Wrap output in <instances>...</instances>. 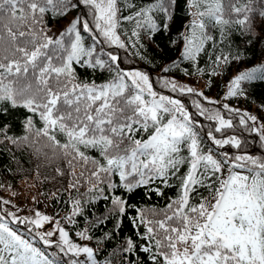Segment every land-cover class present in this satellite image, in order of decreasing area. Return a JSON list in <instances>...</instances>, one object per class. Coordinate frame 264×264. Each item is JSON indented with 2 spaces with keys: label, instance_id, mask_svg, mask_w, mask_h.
Segmentation results:
<instances>
[{
  "label": "snow or ice",
  "instance_id": "6c2138e0",
  "mask_svg": "<svg viewBox=\"0 0 264 264\" xmlns=\"http://www.w3.org/2000/svg\"><path fill=\"white\" fill-rule=\"evenodd\" d=\"M185 2L191 17L182 36L186 60L195 61L213 40L209 25L220 26L221 35L224 26L233 23L251 32L253 13L264 19V0ZM124 4L136 7L128 0ZM176 5L177 0H152L134 14L121 16L118 0H0V114L10 109L27 113L24 135L9 136L5 124L0 126V143L28 147L49 160L66 162L67 169L57 167L56 172L64 176L67 171L68 189L77 194L71 198V213L64 218L69 223H75L73 218L81 214L83 204L105 200L110 206L95 218L94 226L115 219L119 229L133 209L136 214L129 217L130 222L144 241L138 250L147 254L151 264H264V156L224 152L217 159L213 148L204 151L198 121L179 99L154 90L146 72L121 68L119 56L108 52L107 59H102L97 52L105 43L126 48L118 31L122 20H134L136 28H146L149 35L168 30ZM81 7L86 11L59 33L45 19L67 17ZM85 34L91 45L86 44ZM132 35L138 38L139 32ZM221 61L227 63V57H217ZM177 66L174 61L163 71ZM77 67L109 76L100 82L82 79ZM256 73L264 79V66L237 75L227 95H236L241 82L257 78ZM163 85L172 92H195L168 79ZM206 111L200 108L199 115ZM208 119L218 121L215 132L232 127L219 111ZM256 120L245 114L240 123ZM254 130L264 141V125ZM205 135L219 148L241 145L234 136L218 139L212 131ZM181 168L186 169L184 173ZM173 178L179 181L177 196L163 207H137L125 198L141 188L149 199L151 193L163 196L160 187L149 185L159 182L173 187L169 183ZM10 203L0 199V264H61L58 254L73 257L63 264H85L78 259L82 254L88 264H112L111 259L99 261L93 247L74 242L59 221H55L56 231L41 232L52 217L40 211L20 217L2 206ZM14 224L26 226L27 238L14 230ZM57 233L58 239L53 240ZM76 236L93 239L87 228ZM111 236L105 233L97 244ZM137 247L129 237L113 255L135 254ZM52 248L56 251L49 253Z\"/></svg>",
  "mask_w": 264,
  "mask_h": 264
},
{
  "label": "trees",
  "instance_id": "16d2710c",
  "mask_svg": "<svg viewBox=\"0 0 264 264\" xmlns=\"http://www.w3.org/2000/svg\"><path fill=\"white\" fill-rule=\"evenodd\" d=\"M152 0H128V3L136 5L135 8L127 7L124 0H118L121 7V16H129L134 14L140 7L146 6ZM253 7H258L253 4ZM86 11L85 8H77L72 10L67 17H57L55 19L46 17L48 25L53 31L59 33L68 23L78 15H82ZM157 23L161 22L160 14H154ZM90 19L91 17H86ZM191 17L188 15V8L185 0H177L174 8L173 20L169 24L168 30L161 29L149 35L146 28H136L134 20H122L118 31L121 39L125 42L126 48L117 46H109L106 43L97 47V52L102 53V59H107V53L111 52L119 56L120 67L128 70L137 67L145 71L153 81V85L160 91H166L162 82V78H187L200 77L203 79L202 92L204 94L222 95L225 92L226 84L241 72L248 71L254 67L264 66V19L253 13V30L251 32L243 30L239 25L230 24L224 26L223 35H221V27L208 26L209 34L213 40L208 41L202 52L199 53L195 61L182 58L183 47L185 41L182 36L186 32L185 25ZM207 23V22H206ZM133 31L139 32V37L132 35ZM86 44L91 45L92 40L85 34ZM135 44V47L132 45ZM217 57H227V63L223 61L217 62ZM178 62L177 67H173L171 71L164 72L163 69L169 67L173 62ZM77 73L82 79H95L97 82L108 78L106 72H96L93 74L91 70H85L77 67ZM260 73H256V77L250 81L241 82V87L236 95L225 97L224 107L222 103L217 105L221 115L231 120L232 127L225 128L221 132H215L214 129L219 126L218 121L208 119V116L196 115L194 119L198 121L197 129L201 137V147L204 151L213 148L217 159H221V154L228 152L230 155L250 154L255 156H264V141L260 139V133L255 131L257 125H264V79H260ZM191 78H189L190 80ZM187 105L192 103L195 92H172ZM232 107H238L237 111L231 110ZM245 114L255 116L256 122L247 121L241 124L240 119ZM27 113L22 109H10L9 113L0 114V126L8 125V135L19 137L24 135L23 120ZM245 119L247 117L245 116ZM212 131L218 139L236 137L241 141L239 149L231 145H225L222 148L211 144L209 137L205 134ZM66 170L67 164L63 160H49L43 155H37L28 147L17 148V146L5 141L0 143V190L16 189L18 184L23 180L34 179L38 186V193L47 199L51 212L63 220L72 211L71 198L77 194L75 191L68 189L70 177L65 171L64 176H60L56 172V168ZM185 168H181V173L185 172ZM80 169L77 168V173ZM173 187H165L163 184L149 185V187H160L164 192L163 196H157L154 193L149 194V199L145 195L146 189H137L131 195H126V199L137 207L149 208L152 206L163 207L170 198L177 196V186L179 181L175 178L169 181ZM67 189V190H66ZM81 192L84 189H80ZM201 192L204 190L201 189ZM122 195V191L117 192ZM207 193H205L206 195ZM110 206L108 201L98 200L95 203L83 204L80 215L73 219L75 223L64 222L66 229L72 239H77L82 244H87L97 250V259L103 261L111 259L112 264H151L147 258V254L140 252L139 245L144 241L136 234L129 217L135 215L133 209H129L127 215L123 219V223L119 229L115 225L117 221L110 219L105 224L94 226V220L97 216L106 213L107 207ZM14 230L24 233L27 238L26 226L20 224L12 225ZM87 228L89 235L93 237L91 241L81 240L76 236V232ZM144 229L141 226L140 232ZM105 233H112L110 239L104 240L102 244H97L98 239H103ZM131 237L137 243V252L135 254L119 253L113 255L114 251L122 249L127 238ZM38 247H42L37 243ZM49 253L56 251L55 248L48 249ZM127 257V258H125ZM69 256H57V259L63 264L64 261L72 259ZM83 261L81 258H78Z\"/></svg>",
  "mask_w": 264,
  "mask_h": 264
},
{
  "label": "rangeland",
  "instance_id": "374dc122",
  "mask_svg": "<svg viewBox=\"0 0 264 264\" xmlns=\"http://www.w3.org/2000/svg\"><path fill=\"white\" fill-rule=\"evenodd\" d=\"M128 70H141V71H143L142 69L137 68V67L129 68ZM189 78H191V79L189 80ZM234 78L235 77H233L231 79V81ZM164 79L175 81L178 85L185 86V89L190 87V88L195 90L196 95L194 96L192 103L190 105H187L184 101H182L181 99H179L175 95H171V93L169 92V90H171L170 86H168V87L164 86L166 91H160V90L156 89L155 86L153 85L154 90H156L160 94H163L166 96H171L174 99H179L181 101V103L184 105V107L186 108V110L193 115V118L196 115H199L200 108L207 110L203 116L209 117L210 115H214L217 111H219V113L221 115L220 109H218L217 105L219 103H222L223 105H227L224 102L225 101L224 96H226L228 93L229 85H230L231 81H229L226 84L225 92L222 96L221 94L220 95L204 94L202 92L203 79L200 77L193 76V77H187L184 79L163 77L162 82ZM186 91L187 90H185V92ZM199 93H203V96L199 95ZM205 98H207V99H205ZM210 101H214V103H210ZM197 104L200 105V108L196 107ZM238 109H239L238 107H232L231 108V110H235V111H237ZM259 126L260 125H257L256 128H258ZM260 135H261V133H260ZM0 199L10 201L11 202L10 204L2 205V206L5 209H7L8 211L16 212V214L20 217H24V216L31 217L34 215L35 211H40L41 213L46 214L49 217H52L53 218L52 223H45L43 228L39 229V231H41V232H43L45 230L56 231L55 221H59L60 226H62L66 229V227L64 225V222L66 220L65 219L59 220V218H57L51 212V209H50V206H49L47 199H45L44 197H42L38 193V186H37V184L33 178L29 179V180L21 181L18 184L16 189H10L8 191H6V190L1 191L0 190ZM58 235L59 234L57 233V235L52 237V239L57 240ZM70 238L72 239L71 235H70ZM72 240L76 243H80L77 239H72ZM80 244H82V243H80ZM79 258H81L85 262V264H88L85 255L82 254Z\"/></svg>",
  "mask_w": 264,
  "mask_h": 264
}]
</instances>
